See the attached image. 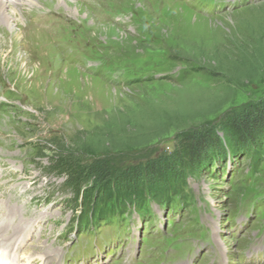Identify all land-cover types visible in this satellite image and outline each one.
<instances>
[{
	"label": "rangeland",
	"instance_id": "obj_1",
	"mask_svg": "<svg viewBox=\"0 0 264 264\" xmlns=\"http://www.w3.org/2000/svg\"><path fill=\"white\" fill-rule=\"evenodd\" d=\"M3 1L4 264H124L123 251L140 256L131 264H209V248L228 264H264L243 254L264 246V155L228 153L243 147L229 126H248L245 147L264 145V0H231L233 9L208 16L202 0ZM183 134L201 158L221 155L218 141L222 168L179 170L170 159ZM162 160L167 179L184 180L181 204H148L157 218L133 212L125 232L99 225L102 240L79 234L83 212L113 206L105 194L114 185L118 196L144 189L129 169Z\"/></svg>",
	"mask_w": 264,
	"mask_h": 264
},
{
	"label": "trees",
	"instance_id": "obj_2",
	"mask_svg": "<svg viewBox=\"0 0 264 264\" xmlns=\"http://www.w3.org/2000/svg\"><path fill=\"white\" fill-rule=\"evenodd\" d=\"M241 126L242 127H237L236 129H233L229 126V129L232 130V135L235 134L234 136L237 137L238 141H241V145H243V147L240 148L234 144V146L230 148V150H228V153L230 157L237 160L241 157H244L247 161L253 162V160H255L257 156L264 155V145H260V147L256 146L255 149L245 147L244 145L246 142V137H253L251 136V131L247 125ZM218 143L219 142L217 141V144ZM217 144L216 146H219V149L222 151L221 155H218L216 158H201V153L195 146L193 138L189 134H183L180 136L179 141L175 143V149L171 155L172 157L170 160L176 161V166L181 171L187 168V164H194L197 168V170L195 171L198 172L191 173V171V174H207L210 170L216 167L217 162V166L219 164L220 168H222V166L224 165V162L221 163L220 160L225 158L226 153H224L222 147ZM251 147H253V145ZM165 161L166 160H162L153 164H147L146 166L144 165L142 167L140 166L131 170L129 169L128 171H130V173H134L135 175L132 182L135 180V178L139 179L138 176L145 180L143 181L145 182L144 189L138 192L125 191L118 196V194H116V191H119V188L114 185L112 188H110L112 190V193L109 189L105 194L109 198L108 201L111 200L113 202V206H108L104 209H95L92 217L87 216L83 212V215L85 216L84 219L87 220L88 218H90V220L100 221L103 220L104 216H108L114 213L122 214L124 212H127L131 208L142 209L147 203L165 205L166 207H169L175 197L181 195L180 197L182 198L184 196V192L182 189H180V186L184 185V180H181V176L179 177L177 173L169 174V177L167 179V175L165 174L170 166L168 164L166 165ZM252 169H254V165L252 166ZM153 175L158 181L157 185L156 183L154 185V183L148 184L146 182V178H151ZM162 183L165 185L162 186ZM124 197H126L125 200Z\"/></svg>",
	"mask_w": 264,
	"mask_h": 264
},
{
	"label": "bare ground",
	"instance_id": "obj_3",
	"mask_svg": "<svg viewBox=\"0 0 264 264\" xmlns=\"http://www.w3.org/2000/svg\"><path fill=\"white\" fill-rule=\"evenodd\" d=\"M7 2H9V1H3V0H0V17L2 16L3 17V19H6V23H8L9 24V19H8V17L4 14V4L5 3H7ZM15 2V1H14ZM28 27V26H27ZM40 33H42V32H40ZM3 246V245H2ZM2 246H0V247H2ZM10 246L11 245H7V246H3L2 248H10ZM4 260H6V252H4V255L2 256V258L0 259V264H3V262H4Z\"/></svg>",
	"mask_w": 264,
	"mask_h": 264
}]
</instances>
